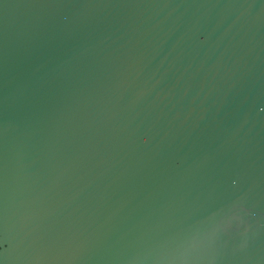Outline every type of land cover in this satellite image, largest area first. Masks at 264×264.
Returning a JSON list of instances; mask_svg holds the SVG:
<instances>
[{
    "label": "water",
    "instance_id": "95a60500",
    "mask_svg": "<svg viewBox=\"0 0 264 264\" xmlns=\"http://www.w3.org/2000/svg\"><path fill=\"white\" fill-rule=\"evenodd\" d=\"M0 264H264V0H0Z\"/></svg>",
    "mask_w": 264,
    "mask_h": 264
}]
</instances>
